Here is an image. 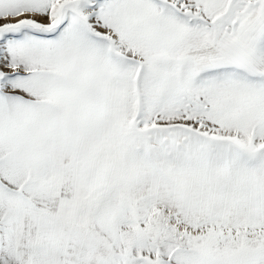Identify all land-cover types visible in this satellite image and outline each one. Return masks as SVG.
Wrapping results in <instances>:
<instances>
[{"label": "snow or ice", "instance_id": "snow-or-ice-1", "mask_svg": "<svg viewBox=\"0 0 264 264\" xmlns=\"http://www.w3.org/2000/svg\"><path fill=\"white\" fill-rule=\"evenodd\" d=\"M0 264H264V0H0Z\"/></svg>", "mask_w": 264, "mask_h": 264}]
</instances>
